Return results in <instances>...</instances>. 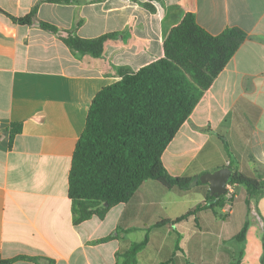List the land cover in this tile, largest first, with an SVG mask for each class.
I'll list each match as a JSON object with an SVG mask.
<instances>
[{
  "label": "crops",
  "instance_id": "1",
  "mask_svg": "<svg viewBox=\"0 0 264 264\" xmlns=\"http://www.w3.org/2000/svg\"><path fill=\"white\" fill-rule=\"evenodd\" d=\"M35 8L33 23L21 25ZM212 35L247 33L162 154L174 176L248 169L264 184V0H0V258L8 264H122L147 235L136 264H262L264 187L204 208L209 183L184 192L148 179L125 203L79 219L68 193L76 142L104 86L164 55L185 13ZM39 21L82 38L114 33L100 57L73 52ZM21 123L12 139L9 129ZM198 183H200L198 185ZM105 204H99L104 207ZM246 224L242 238L237 235ZM179 237V249L175 244ZM33 258V259H31Z\"/></svg>",
  "mask_w": 264,
  "mask_h": 264
},
{
  "label": "trees",
  "instance_id": "2",
  "mask_svg": "<svg viewBox=\"0 0 264 264\" xmlns=\"http://www.w3.org/2000/svg\"><path fill=\"white\" fill-rule=\"evenodd\" d=\"M34 14L35 8L23 17L10 18L21 25H31ZM38 25L58 35L73 52L95 58L103 54L106 42L115 35L82 38L48 22L39 21ZM246 38L247 33L234 26L212 35L196 22L192 12H187L167 34L163 57L137 71L121 70L120 80L95 94L73 151L68 176L69 196L80 202V220L92 214L102 217L109 207L129 201L148 179L178 192L189 189L193 178L171 175L162 162V154ZM20 131L21 123H13L10 138ZM228 184L245 186L248 197L264 187L248 169L232 170ZM223 197L224 194L215 197L207 191L202 204L174 220H161L153 226L177 223L204 208L222 207ZM101 203L104 207H99ZM245 231L246 224L237 238H242ZM147 242L146 235L131 243L122 254V264H136V255ZM175 247L180 248L179 237ZM14 260L0 258V264Z\"/></svg>",
  "mask_w": 264,
  "mask_h": 264
},
{
  "label": "water",
  "instance_id": "3",
  "mask_svg": "<svg viewBox=\"0 0 264 264\" xmlns=\"http://www.w3.org/2000/svg\"><path fill=\"white\" fill-rule=\"evenodd\" d=\"M231 169L229 167H222L212 173H206L200 177H195L190 184V187L195 185L198 180L202 183H209V193L215 197L225 193L226 185L231 176Z\"/></svg>",
  "mask_w": 264,
  "mask_h": 264
},
{
  "label": "built area",
  "instance_id": "4",
  "mask_svg": "<svg viewBox=\"0 0 264 264\" xmlns=\"http://www.w3.org/2000/svg\"><path fill=\"white\" fill-rule=\"evenodd\" d=\"M224 196H225L227 202L231 201L232 197L234 196L231 184L226 185V191L224 193Z\"/></svg>",
  "mask_w": 264,
  "mask_h": 264
}]
</instances>
